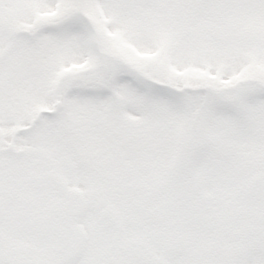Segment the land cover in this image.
<instances>
[{
  "label": "snow or ice",
  "instance_id": "obj_1",
  "mask_svg": "<svg viewBox=\"0 0 264 264\" xmlns=\"http://www.w3.org/2000/svg\"><path fill=\"white\" fill-rule=\"evenodd\" d=\"M0 264H264V0H0Z\"/></svg>",
  "mask_w": 264,
  "mask_h": 264
}]
</instances>
